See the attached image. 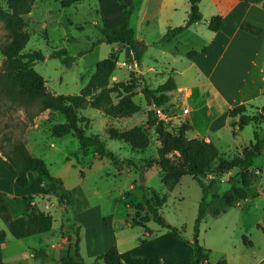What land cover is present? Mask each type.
I'll list each match as a JSON object with an SVG mask.
<instances>
[{
  "label": "rangeland",
  "instance_id": "374dc122",
  "mask_svg": "<svg viewBox=\"0 0 264 264\" xmlns=\"http://www.w3.org/2000/svg\"><path fill=\"white\" fill-rule=\"evenodd\" d=\"M63 4L62 0L33 1L32 9L23 16V30L29 35L23 51L40 49L44 54V58L36 60L33 67L43 76L48 90L56 94H72L78 93L86 84L95 63L115 49V44L98 41L101 37L99 27L104 24V20L112 27L117 25L118 23H113V18L120 6L112 5V0H101V3L98 0H80ZM0 8L7 10L8 0H0ZM130 25L136 34L144 30L135 16L130 20ZM5 32L0 19V44L6 40ZM60 48L66 49L67 54L73 56L71 64L65 65L58 56H54L53 52ZM128 50V46L121 47L113 74L118 78L123 77L118 81L127 84L129 81L133 82L136 86L133 90L134 99L141 105L142 111L136 112L130 118L118 120H111L101 110L90 106L78 111L84 116L81 126L85 132L102 138L106 147L118 154L117 161L99 157L92 148L83 153L78 140L71 133L63 136L52 135L50 125L64 121L62 113L47 109L30 120L21 106L9 105L1 98L0 137L3 133H9L13 138L23 139L30 152L45 161L50 174L60 178L67 188L75 192L78 200L76 216L67 208L66 203L62 209L56 196L49 194L54 205L45 210L52 215L50 233L54 240L61 236L68 237L70 244L63 245H69L74 252L73 243L78 239V252L80 255L82 252L85 257L90 255L93 247L100 248L112 237L117 236L120 242L140 243L146 240L144 248L148 252L155 253L161 260L164 257L167 260L169 257L170 260L172 250L171 245L167 244L166 235H172L171 231L154 220L147 222L150 227L148 233L141 226H124L125 204L129 200L133 203L142 201L144 193L140 185L143 184L160 197H165L159 213L180 232L177 239L181 241V258L176 259L174 264H191L193 224L201 197V187L197 179L184 174L172 189H167L161 181L159 166L152 165L148 169L140 170L128 165L126 161L130 158L137 161L154 158L160 144L154 125L148 119L150 106L143 94H138L144 84L150 88L157 84L154 86L147 83L148 78L139 71V65L138 69L133 65L129 67V60L126 59ZM125 59L127 62L122 66L121 61ZM143 61L142 70L150 65L154 66L150 59ZM3 62L4 56L0 53V72ZM185 77L182 74L179 79L183 81ZM116 95L114 91V100ZM34 109L35 106L29 108L30 111ZM250 111L255 112L253 108H248V112ZM128 121L143 125L151 134V142L147 148L132 149L126 142L107 136L105 128L109 123L123 129L129 125ZM168 123L166 126L169 129L177 127L172 125V121ZM232 134V130H229L227 137L217 143L220 156L235 152L236 145L227 144V140L232 139ZM252 134L253 128L249 124L242 128L237 139L244 145L252 138ZM1 142L5 143L0 140ZM168 155L178 160L177 152ZM6 163L5 165H9ZM216 164L215 161L212 166ZM253 166L261 168L260 173L252 174L254 184L262 182L264 187V154L260 153L254 158ZM6 167L11 169L10 166ZM36 175L39 174L34 172V176ZM1 176L9 177V173H1ZM49 183L53 186L55 181ZM206 183L212 189L223 190L227 186L226 183L218 184L213 179H206ZM247 209V201L242 200L240 204L218 215H212L209 211L205 214L199 225L198 240L209 249V264L220 259L226 260L227 264H251L264 254V245L258 240L259 230L254 222L257 213ZM127 211L133 213L134 207L130 206ZM262 214L264 222L263 211ZM245 239L253 242V245L245 244Z\"/></svg>",
  "mask_w": 264,
  "mask_h": 264
},
{
  "label": "trees",
  "instance_id": "16d2710c",
  "mask_svg": "<svg viewBox=\"0 0 264 264\" xmlns=\"http://www.w3.org/2000/svg\"><path fill=\"white\" fill-rule=\"evenodd\" d=\"M34 0H8V9L0 8V19L3 21L6 40L0 44V53L4 56L2 71L0 72V98L12 106H21L27 117L32 120L36 115L44 110H54L62 113L65 120L53 122L50 125V132L55 136H63L71 133L78 140L82 152L92 148L99 157H107L117 161L119 156L111 149L107 148L104 140L95 134H87L81 123L84 116L79 114V110L87 106L101 110L106 116L119 118L130 116L140 109V105L133 99L134 84L116 81L110 84V76L118 61L119 49H114L109 54L95 63L93 72L89 75L86 84L78 93L62 94L53 93L45 86L43 76L37 72L33 64L36 60H42L44 54L40 49L23 51L28 41L29 35L23 30V16L27 14L33 6ZM78 0H62L66 4ZM122 18L113 27H106L104 24L99 27L101 37L99 42L118 43L121 46H128L131 49L132 59L139 65L146 43L134 36L130 26V17L135 10V5H127L122 0H118ZM199 0H189L187 18L182 25L167 28L161 36V41H168L184 28L199 22L202 19L199 10ZM63 4V5H64ZM264 5V2H263ZM221 16L212 15L209 18L207 27L210 30H217L220 25ZM241 28L257 34L258 28L249 23H242ZM54 56H58L65 65L71 64L73 56L68 55L66 49L55 50ZM195 50L186 53L187 56L195 54ZM175 88L173 78L168 76L163 82L154 88L144 85L141 91L150 106L152 102L155 106L167 103L168 91ZM116 91L119 96L117 101L112 98V92ZM35 106L30 111L29 108ZM248 108H253L255 112H248ZM228 114L231 118L230 125L242 128L245 125L253 124V137L248 144L244 145L240 152L230 157H221L217 146L212 141H207L199 137L186 136L189 125L181 122L176 128L169 129L162 120H157L153 110H148V119L154 125L158 134L160 144L156 148V157L137 161L127 159V164L137 169L145 170L152 165L159 166L160 177L163 185L167 189H172L182 175L189 174L195 177L201 187V197L198 202L197 215L194 219L192 233L193 256L191 264L207 263L209 249L203 246L198 240L199 225L205 214L209 211L212 215L225 212L228 208L236 206L238 202L245 200L248 196H253L251 191L253 184L252 174H254L253 160L264 151V135L259 126V122L264 118V104L258 107L248 106L241 103L229 108ZM107 136L126 142L132 149H145L151 142V134L141 124L119 129L114 126L106 127ZM0 154L7 160L15 171V182L17 185L25 186L29 183L28 172H37L44 180L55 181L59 201H64L73 215L76 216L74 196L60 178L50 174L45 161L30 152L23 139L13 138L9 133H3L0 137ZM177 152L178 160H174L168 154ZM217 164L213 167V162ZM228 171L229 186L221 193L212 192L206 183V176L214 174L219 176ZM143 189L142 201L135 203L132 200L124 202L126 205L125 222L129 225H138L149 230L146 223L154 220L160 226L171 231L180 237L179 230L171 223L165 221L160 215L159 208L165 201V197H160L141 184ZM134 207V212L130 213L127 208ZM52 215L48 211L36 209L28 204L26 215L12 218L7 223L8 232L15 238H22L31 234L48 231L52 226ZM7 232L0 228V245L5 241ZM75 256L81 260L78 252V239L73 243ZM97 258L102 259L104 264H123L121 254L115 244L109 246ZM161 259L157 256L142 257L132 256L131 264H159ZM0 264H4L0 248ZM213 264H226L224 259H220Z\"/></svg>",
  "mask_w": 264,
  "mask_h": 264
},
{
  "label": "crops",
  "instance_id": "0c3cea01",
  "mask_svg": "<svg viewBox=\"0 0 264 264\" xmlns=\"http://www.w3.org/2000/svg\"><path fill=\"white\" fill-rule=\"evenodd\" d=\"M123 1L127 5H135L136 8L130 20L132 21L134 16L137 17L138 23L144 28L140 34H136L133 30L134 36L146 43L139 63V71L148 78L147 83L154 84V86L163 82L168 76L173 78L175 88L167 92L169 97L167 104L173 113L172 125L178 126L181 122H185L189 125V129L186 131L188 138H203L212 141L216 146L222 138L227 137L228 131L232 130V139L227 140V144H235L236 150L232 154L221 157H230L240 152L252 138L244 145L238 141L237 137L243 127L233 128L230 125L231 118L228 111L232 106L241 103L259 109L264 104V0H199L198 5L202 19L184 28L168 41H161L160 38L167 28L184 24L189 0ZM98 2L101 3V0ZM112 5L120 6L118 0H112ZM116 12L113 23L117 24L122 18L121 7ZM212 15L221 16L217 30H210L207 27ZM242 23H249L258 28V33L254 34L241 28ZM104 24L108 28L112 27L106 20H104ZM184 43L185 45H183ZM112 44H115V49L120 50L122 47L118 43ZM191 50H195L196 53L187 56L186 53ZM128 53L126 59L134 61L130 48ZM143 59H150L154 62V66L150 65L142 70ZM113 72L109 79L110 84L123 78L116 77ZM182 74L186 76L183 81L179 79ZM135 88L136 86L132 90ZM183 88H188V91L183 92ZM141 93L142 91L139 90L138 94ZM116 96L114 101L119 98L118 95ZM134 101L137 102L135 99ZM183 108H186L187 111L183 112ZM132 115L119 118L126 119ZM109 118L118 120V118ZM133 121H128L129 125L126 128L135 125ZM109 124L106 127L113 125ZM249 124L254 128L253 124ZM259 126L264 135V118L260 120ZM6 162L7 160L0 154V228L7 232L5 241L0 245L4 264H104L102 259L97 256L113 244L117 246L123 264H131L132 256L154 257L156 255L144 248L146 240L140 243L120 242L116 236L110 238L98 249L93 247L88 257H85L81 252V260H79L69 245H63L70 242L68 237L61 236L58 240L53 239L54 237L50 233L52 226L48 231L42 233L22 238L13 237L7 230L9 220L20 215L25 216L28 204L36 209L47 211L46 208H51L54 205L49 194H54L58 201L59 197L56 183L51 186L50 181L44 180L40 175L34 176V171L28 172L29 183L27 185H17L15 171L8 162L9 165H5ZM6 166H10L11 169ZM253 169H256L257 173L261 172L259 166H253ZM1 173H9V177L1 176ZM231 173L233 171H228L221 174V177L208 174L206 178L213 179L218 184L226 183L225 188H227ZM208 187L212 192L219 193L225 189ZM70 190L74 196L76 209L78 207L77 196L72 189ZM251 191L255 194L245 199L248 203L247 211L254 210L257 213L254 222L259 230L258 240L264 245L262 214V211L264 212V187H262V182L254 184L253 181ZM60 203L65 204L64 201H59ZM240 203L241 201L237 204ZM124 226L133 227L125 220ZM142 228L145 230L144 227ZM148 229L145 230V233L150 231V227ZM64 238H67V243L61 242ZM177 238L173 233L166 235L167 244L171 245L172 252L170 260L169 257L168 260L164 257L159 264H167L169 261V264H174L176 259L181 258L179 252L181 241ZM244 243L249 246L253 245V242L248 239H245ZM191 251L193 256V248ZM207 263H209L208 260ZM262 263H264V254L251 264Z\"/></svg>",
  "mask_w": 264,
  "mask_h": 264
},
{
  "label": "built area",
  "instance_id": "2783aa9c",
  "mask_svg": "<svg viewBox=\"0 0 264 264\" xmlns=\"http://www.w3.org/2000/svg\"><path fill=\"white\" fill-rule=\"evenodd\" d=\"M126 60L121 62V65L126 64ZM129 67L133 65L134 68L138 69V64L135 61H128ZM188 88H183V92H187ZM187 109L183 108V112H186ZM153 114L156 117L157 120H162L165 124H169L168 122L172 121L173 119V113L171 110V107L166 103L164 105L155 106L153 109ZM254 173H257L258 171L256 169L253 170ZM62 209H64V205L61 206ZM62 243H67V238L62 239Z\"/></svg>",
  "mask_w": 264,
  "mask_h": 264
},
{
  "label": "water",
  "instance_id": "95a60500",
  "mask_svg": "<svg viewBox=\"0 0 264 264\" xmlns=\"http://www.w3.org/2000/svg\"><path fill=\"white\" fill-rule=\"evenodd\" d=\"M154 107H155V104L152 102V104H151V106H150V109H154Z\"/></svg>",
  "mask_w": 264,
  "mask_h": 264
}]
</instances>
